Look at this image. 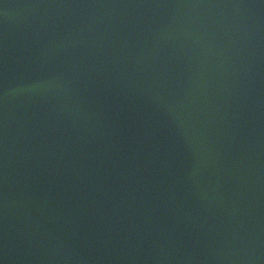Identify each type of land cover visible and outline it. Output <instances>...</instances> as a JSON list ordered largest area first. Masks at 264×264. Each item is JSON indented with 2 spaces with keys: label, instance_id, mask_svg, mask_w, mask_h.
I'll list each match as a JSON object with an SVG mask.
<instances>
[{
  "label": "water",
  "instance_id": "95a60500",
  "mask_svg": "<svg viewBox=\"0 0 264 264\" xmlns=\"http://www.w3.org/2000/svg\"><path fill=\"white\" fill-rule=\"evenodd\" d=\"M0 264H264V0H0Z\"/></svg>",
  "mask_w": 264,
  "mask_h": 264
}]
</instances>
